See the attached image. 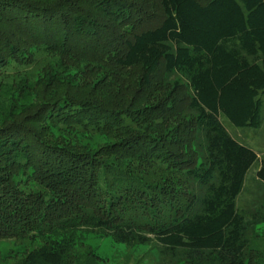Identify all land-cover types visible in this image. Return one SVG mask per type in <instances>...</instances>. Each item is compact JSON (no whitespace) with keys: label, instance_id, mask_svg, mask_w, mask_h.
<instances>
[{"label":"trees","instance_id":"1","mask_svg":"<svg viewBox=\"0 0 264 264\" xmlns=\"http://www.w3.org/2000/svg\"><path fill=\"white\" fill-rule=\"evenodd\" d=\"M262 96L264 0H0V264H98L84 232L264 264L236 205L259 157L223 122L260 128Z\"/></svg>","mask_w":264,"mask_h":264},{"label":"rangeland","instance_id":"2","mask_svg":"<svg viewBox=\"0 0 264 264\" xmlns=\"http://www.w3.org/2000/svg\"><path fill=\"white\" fill-rule=\"evenodd\" d=\"M127 77L128 84H131V89L135 88L136 81L139 75L138 70L131 71ZM168 83L182 81L186 83L184 77L180 74H174L169 77ZM134 90V89H133ZM132 90V91H133ZM262 126L258 129L254 128H237L223 118V122L228 129L230 135L240 144L252 149L259 157V161L249 170L244 189L236 201L238 210L243 214L247 221L246 240L257 249L264 251V184L257 178L260 160L264 157V96H262ZM80 144L87 146L98 145L103 146L106 143L113 142L105 135H77L75 137ZM129 166L139 170L144 177L151 183H164L166 180L179 179V175H171L170 173L162 172L161 170L150 167L146 164H140L132 161ZM178 188L182 190L189 188L192 191L199 192L198 186L191 182L185 181L179 184ZM83 246L85 249L94 250L101 258L98 264H192L188 262L185 252H177L174 255L163 252L160 246L155 242L146 245H126L118 244L112 238L104 236L99 232H84L82 234ZM0 252L17 253L18 246L13 242H8L0 245ZM3 254V255H4ZM18 254V253H17ZM255 255L252 257L254 262H258ZM14 263V261H13ZM263 264V263H262Z\"/></svg>","mask_w":264,"mask_h":264}]
</instances>
